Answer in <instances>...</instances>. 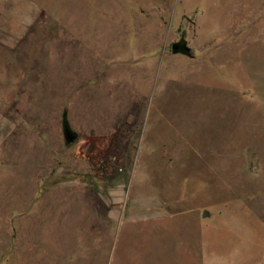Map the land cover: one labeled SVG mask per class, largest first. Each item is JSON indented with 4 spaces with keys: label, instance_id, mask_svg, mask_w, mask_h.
Instances as JSON below:
<instances>
[{
    "label": "rangeland",
    "instance_id": "1",
    "mask_svg": "<svg viewBox=\"0 0 264 264\" xmlns=\"http://www.w3.org/2000/svg\"><path fill=\"white\" fill-rule=\"evenodd\" d=\"M247 239L264 245V0H0V264Z\"/></svg>",
    "mask_w": 264,
    "mask_h": 264
},
{
    "label": "crops",
    "instance_id": "2",
    "mask_svg": "<svg viewBox=\"0 0 264 264\" xmlns=\"http://www.w3.org/2000/svg\"><path fill=\"white\" fill-rule=\"evenodd\" d=\"M244 242L241 254L222 256L217 253L210 254L206 251L205 245L201 243L200 254L189 255L186 243L175 240L174 249L170 253L156 256L143 255L139 260L127 264H264V245H259L249 239ZM117 264H122V262L118 261Z\"/></svg>",
    "mask_w": 264,
    "mask_h": 264
},
{
    "label": "water",
    "instance_id": "3",
    "mask_svg": "<svg viewBox=\"0 0 264 264\" xmlns=\"http://www.w3.org/2000/svg\"><path fill=\"white\" fill-rule=\"evenodd\" d=\"M171 51L173 53L181 52L184 54H190V48L187 46L184 39L173 42L171 44ZM62 131L67 143H71L77 138V133L70 127V124L66 118V113H63L62 116ZM203 214L207 215V212L205 211Z\"/></svg>",
    "mask_w": 264,
    "mask_h": 264
}]
</instances>
